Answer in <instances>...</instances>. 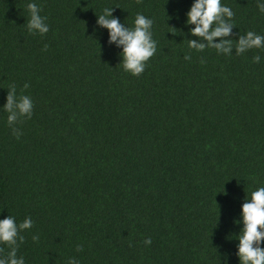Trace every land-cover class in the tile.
<instances>
[{"label": "trees", "instance_id": "obj_1", "mask_svg": "<svg viewBox=\"0 0 264 264\" xmlns=\"http://www.w3.org/2000/svg\"><path fill=\"white\" fill-rule=\"evenodd\" d=\"M29 2L47 33L27 30ZM191 3L0 0V218L31 217L25 264H240L241 204L264 186V48L234 46L264 36V13L221 0L233 26L213 43L233 47L217 54L189 48L207 44L186 23ZM105 8L125 27L137 13L153 20L140 74L96 24ZM10 84L33 103L12 126Z\"/></svg>", "mask_w": 264, "mask_h": 264}, {"label": "clouds", "instance_id": "obj_2", "mask_svg": "<svg viewBox=\"0 0 264 264\" xmlns=\"http://www.w3.org/2000/svg\"><path fill=\"white\" fill-rule=\"evenodd\" d=\"M257 7L264 13V5L257 0ZM29 19L27 30L30 33L45 34L49 30L46 18L41 16L40 10L35 3L27 4ZM112 8L103 9L100 15H96V24L107 30L108 43L115 44L121 48L120 56L123 69L132 75L140 74L145 68V62L153 56L156 51V41L152 37L153 20L141 13H137L132 21L131 27H125L119 19L112 15ZM186 23L193 25L191 33L202 37L207 41L198 43L194 40L188 41L189 48L202 51L205 47L214 48L217 54L229 55L233 43L228 39H221L213 43L214 37L228 36L233 23L231 18L233 12L221 0H192L186 13ZM211 26V27H210ZM236 54L251 48H264V36L246 32L235 43ZM185 56V59H188ZM254 61H259V56L253 57ZM28 85L25 84L26 88ZM33 103L29 96L16 94L15 84H10L6 103L3 110L8 114L7 123L12 126L18 117L30 118L32 115ZM13 133L19 136L17 129L13 128ZM241 222L243 228L238 236L237 255L240 264H264V186H258L251 191L248 198L241 204ZM31 217H25L17 223L14 217L8 215L0 218V242L9 248L6 256H0V264H25L23 256H17L18 241L23 242L24 237L20 232L32 227ZM38 237L32 236L35 241ZM145 244H150L151 240L146 239ZM80 251V246H76ZM67 264H79L76 257H69Z\"/></svg>", "mask_w": 264, "mask_h": 264}]
</instances>
